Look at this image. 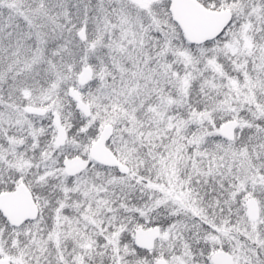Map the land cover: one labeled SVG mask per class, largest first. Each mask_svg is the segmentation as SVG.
Wrapping results in <instances>:
<instances>
[{"label":"snow or ice","instance_id":"1","mask_svg":"<svg viewBox=\"0 0 264 264\" xmlns=\"http://www.w3.org/2000/svg\"><path fill=\"white\" fill-rule=\"evenodd\" d=\"M0 264H264V0H0Z\"/></svg>","mask_w":264,"mask_h":264}]
</instances>
